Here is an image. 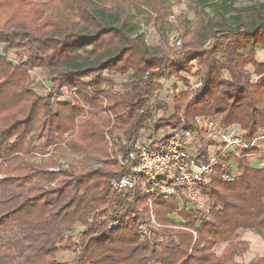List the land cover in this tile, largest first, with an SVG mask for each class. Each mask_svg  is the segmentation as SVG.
Returning <instances> with one entry per match:
<instances>
[{
  "label": "trees",
  "instance_id": "obj_1",
  "mask_svg": "<svg viewBox=\"0 0 264 264\" xmlns=\"http://www.w3.org/2000/svg\"><path fill=\"white\" fill-rule=\"evenodd\" d=\"M170 1L0 0V264H264V255L235 259L250 249L243 231L264 239V167L247 158L257 146L235 157L234 180L216 166L203 207L177 195L151 202L140 185L110 182L128 172L117 157L146 131L183 119L238 125L248 143L264 136V0H192L197 25L180 48L166 31ZM151 21L154 46L142 32ZM195 64L193 87L182 73ZM33 73L51 83L46 91ZM113 73L128 77L122 88ZM172 77L187 88L163 100L161 79ZM65 89L70 100L60 99Z\"/></svg>",
  "mask_w": 264,
  "mask_h": 264
},
{
  "label": "built area",
  "instance_id": "obj_2",
  "mask_svg": "<svg viewBox=\"0 0 264 264\" xmlns=\"http://www.w3.org/2000/svg\"><path fill=\"white\" fill-rule=\"evenodd\" d=\"M195 121V128L187 127L183 119L179 127L168 129L160 137L137 141L126 159L117 157L128 172L118 180L112 178V185L117 189L140 185L151 202L177 195L203 207L200 190L211 182L216 166L226 169L225 180H234L238 175L235 157L242 149L254 145L256 139L248 143L243 134L220 128L207 118L197 116Z\"/></svg>",
  "mask_w": 264,
  "mask_h": 264
},
{
  "label": "rangeland",
  "instance_id": "obj_3",
  "mask_svg": "<svg viewBox=\"0 0 264 264\" xmlns=\"http://www.w3.org/2000/svg\"><path fill=\"white\" fill-rule=\"evenodd\" d=\"M111 1H115V0H111ZM259 1H263V0H235V4L236 5H245V4H250V3H254V2H259ZM170 5H171V11L169 12V16H168V24L166 25V31L167 34L169 36V40H170V45L175 47V48H180L182 46V33L183 31L186 30H194L196 28L197 22H196V16L194 11L191 9V6L193 5L192 0H171L170 1ZM202 8L201 6L199 7V9ZM208 10V7H205ZM142 32L144 33L145 39L147 41V43L151 46L154 45H158L161 44V40H160V35L159 33L156 31L155 26L153 21H151L150 23L143 25L142 27ZM4 44H0V50L4 53L3 50ZM262 50L260 47L257 49V53H256V58L258 57V54L261 53ZM9 56L18 60L20 55L19 52L17 51H10L9 52ZM263 57V56H262ZM264 60V58H263ZM200 67L195 64V67L193 68L192 72L190 73H182L183 76H185L186 78H188L192 84L193 87H196L199 81V77L196 74L197 69H199ZM246 69H248L251 73H253V78L257 79V75L255 74V67L252 65H247ZM33 75L35 76V82L37 84V87L40 91H46L47 87L49 85H51V83L46 80L43 82V84L45 83L47 87H43L42 85V80L44 78V76H39V74L33 73ZM226 77L229 78V74L226 73L225 75ZM110 78H112L117 86V88H122L123 83H125L128 79L127 76L125 75H119L116 73L110 74L109 75ZM161 81L164 83L165 88L163 89V91L160 94V97L163 100H166L168 93L174 91V89H176L177 91H181L187 88V86L184 84V82L182 80H179L177 78H169V79H161ZM121 90V89H120ZM67 91V90H66ZM65 92V90L63 91ZM72 98V96L69 94V92L64 93L62 96H60V99L62 100H70ZM163 111L159 110L156 114L157 118L159 116H162ZM104 119H106V115H104ZM217 123V122H216ZM164 130H161V132L159 133V135H150L149 131H146L143 135H142V139L145 141H149L152 138L155 137H160L161 135H163ZM71 158H75L77 160H81V157L78 156H71ZM201 199V197H200ZM202 200V199H201ZM256 251H260L259 249H256ZM75 256V251L73 248L70 249H66L63 250L60 253V258L62 261L65 262H70L73 257Z\"/></svg>",
  "mask_w": 264,
  "mask_h": 264
},
{
  "label": "crops",
  "instance_id": "obj_4",
  "mask_svg": "<svg viewBox=\"0 0 264 264\" xmlns=\"http://www.w3.org/2000/svg\"><path fill=\"white\" fill-rule=\"evenodd\" d=\"M261 53L258 54L257 60L260 62H264V50H260ZM258 52V51H257ZM263 56V57H262ZM227 130H234L235 132L243 134L242 130L238 125H234ZM255 146L259 148V151L256 153H251L247 155L248 160L251 162L253 166L256 167H264V136L260 135L255 140ZM241 237L244 240L250 242V249L244 255H236L235 259L238 262L248 263L251 259H253L257 255H264V239L253 231H243L241 233ZM226 247V243H221L215 247V251L218 255H222L224 249ZM259 249L260 251H256Z\"/></svg>",
  "mask_w": 264,
  "mask_h": 264
}]
</instances>
